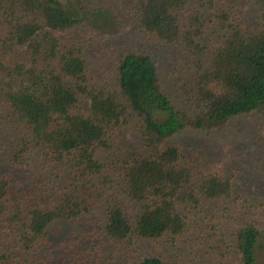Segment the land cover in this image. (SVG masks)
Instances as JSON below:
<instances>
[{"label":"trees","instance_id":"1","mask_svg":"<svg viewBox=\"0 0 264 264\" xmlns=\"http://www.w3.org/2000/svg\"><path fill=\"white\" fill-rule=\"evenodd\" d=\"M253 3L0 0V264H264V199L181 140L264 111Z\"/></svg>","mask_w":264,"mask_h":264},{"label":"rangeland","instance_id":"2","mask_svg":"<svg viewBox=\"0 0 264 264\" xmlns=\"http://www.w3.org/2000/svg\"><path fill=\"white\" fill-rule=\"evenodd\" d=\"M89 1L92 4L96 0ZM242 1L252 4L255 15L257 9L253 5L254 0ZM113 27L112 31H116V25ZM166 53L167 48L160 51L154 49L157 63L165 70L164 77L166 73L170 75L173 72H169L171 61L165 59ZM181 140L191 163L198 170L232 175L238 179L240 191L254 193L264 199V111L237 117L215 127L207 126L199 132L190 129L182 135ZM255 215L264 230V203L258 207ZM65 228L66 225H56L53 235L63 236Z\"/></svg>","mask_w":264,"mask_h":264}]
</instances>
